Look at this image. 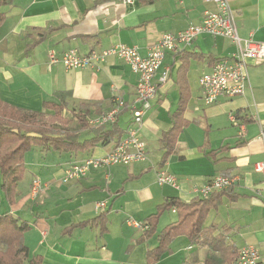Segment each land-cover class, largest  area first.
<instances>
[{"label":"crops","instance_id":"obj_1","mask_svg":"<svg viewBox=\"0 0 264 264\" xmlns=\"http://www.w3.org/2000/svg\"><path fill=\"white\" fill-rule=\"evenodd\" d=\"M228 2L240 37L264 44V0ZM216 8L207 0H13L0 7L4 13L0 107L51 112L43 102L65 101L68 105L63 111L73 107L74 114L88 112L89 124V118L107 111L114 98L132 102L137 74L117 57L94 67L66 69L61 62H49L50 49L58 55L69 49L84 55L122 43L146 55L164 33L197 24L205 10ZM180 52L166 53L153 78L157 94L139 127L147 143L145 160L91 169L82 178L62 180L72 163L101 156L114 147L125 135L131 117L128 110L122 111L116 124L121 134L91 150L34 147L25 153L17 195L9 204L0 192V214L9 213L30 224L23 241L30 254L41 257L42 264H147L146 252L158 244L159 232L177 214L165 210L155 233L141 240L147 216L168 197L184 201L199 197L195 189H202L216 175L238 179L221 196L218 207L209 211L204 226H214L215 233L224 235L237 252L248 244L257 247L264 263V177L254 169L256 162L264 161V59L249 62L242 94L204 104L199 76L209 72L216 60L234 54L236 47L229 38L200 35ZM184 53L199 55L188 59L185 73L189 96L183 117L187 124L173 152L160 164L159 138L172 125L179 99L177 71ZM165 68L169 76L160 83ZM90 136L86 129L79 135L80 139ZM161 171L173 176L174 183L160 184ZM33 181L39 186L36 193H32ZM98 202L105 206L96 208ZM99 215L106 218L103 229L85 223ZM210 254L206 245L191 244L180 235L156 264H204ZM212 254L218 256L216 251Z\"/></svg>","mask_w":264,"mask_h":264},{"label":"trees","instance_id":"obj_2","mask_svg":"<svg viewBox=\"0 0 264 264\" xmlns=\"http://www.w3.org/2000/svg\"><path fill=\"white\" fill-rule=\"evenodd\" d=\"M13 0H0V7ZM4 13L0 11V22ZM181 53V52H180ZM179 53V54H180ZM197 54L184 53L177 71L176 84L179 99L176 110L172 113V125L163 131L159 138L163 150L159 163L166 161L175 149L177 137L187 124L183 117V109L189 96V88L185 79L190 57ZM1 105V103H0ZM65 101L43 102V107L52 110L50 115L43 112H23L17 108L0 107V192L4 199L12 204L17 192L16 185L25 171L24 155L34 147L55 151H88L98 143L110 142L121 130L117 122L108 126H90L86 117L88 112L77 110L74 114L78 129L67 126L62 111L67 107ZM57 121L62 122L60 125ZM88 130L90 137L80 139V130ZM223 147L210 151L215 154ZM226 190L213 192L207 197H195L184 201L179 197H168L147 216L141 240L155 233L160 215L165 210L173 209L177 219L165 225L158 234V244L146 252V263L156 264L165 252L169 251L171 242L180 235L185 236L191 244L206 245L211 254L205 258L204 264H229L237 254L236 247L227 241L224 235L216 234L212 225L204 226V220L210 210L216 209L221 196ZM234 199L235 196H231ZM105 216L99 215L86 221L88 225L105 224ZM30 228L25 220H20L9 213L0 214V264H42L40 256H33L24 244L23 235ZM212 251H216L215 257ZM189 264H195L191 262Z\"/></svg>","mask_w":264,"mask_h":264},{"label":"built area","instance_id":"obj_3","mask_svg":"<svg viewBox=\"0 0 264 264\" xmlns=\"http://www.w3.org/2000/svg\"><path fill=\"white\" fill-rule=\"evenodd\" d=\"M132 0H124L128 3ZM216 5V10H205L202 19L197 24H190L183 30L175 33H164L150 47L146 55H141L134 46L114 44L102 50L92 49L82 55L75 49H69L58 55L50 49L48 60L50 63L61 62L66 69L94 67L108 57H117L124 60L137 74L138 80L135 96L127 104L121 98H114L111 107L96 117L89 118L93 126H105L118 121L124 110L130 111V120L125 135L120 138L114 147L101 156H90L80 162L72 163L63 174L62 180L68 182L84 177L91 169L109 167L113 165H130L145 160L147 156V143L139 133L143 122V115L151 107L156 97L158 84L153 78L160 68L166 53H180L189 46L198 36L210 35L213 37L229 38L236 47V52L216 60L209 72L202 73L198 78L204 104H212L219 97L232 98L244 92L248 81L247 67L250 61L264 59V44L252 38L240 37L234 14L228 0H207ZM169 76V69L165 68L159 78L164 83ZM235 125H239L233 116ZM243 131L241 126L240 133ZM255 171L264 177V161L254 164ZM234 175H216L206 185L198 190L199 197H207L213 192L228 190L237 181ZM160 184L174 183L173 176L161 171L158 175ZM39 189L38 183L33 181L32 193ZM264 191V182H263ZM104 202L96 203V208L104 207ZM229 264H264L258 248L253 245L241 247Z\"/></svg>","mask_w":264,"mask_h":264},{"label":"rangeland","instance_id":"obj_4","mask_svg":"<svg viewBox=\"0 0 264 264\" xmlns=\"http://www.w3.org/2000/svg\"><path fill=\"white\" fill-rule=\"evenodd\" d=\"M191 77H193L194 78V80H196V77H197V75H196V73L195 72H193V74L191 75ZM193 81V80H192ZM74 108L73 107H71L70 109H68V110H65V111H62V115L64 116V118L67 120L66 121V125L67 126H69L70 128H72V129H78V126H77V123H76V117H75V115H74ZM45 115H50L51 113H52V111L51 112H48V111H44L43 112ZM60 125L62 124V122H59V121H57ZM63 125V124H62ZM80 131H82V130H80Z\"/></svg>","mask_w":264,"mask_h":264}]
</instances>
